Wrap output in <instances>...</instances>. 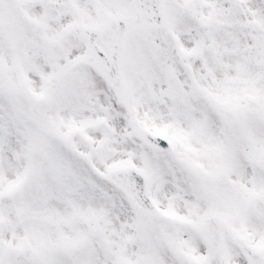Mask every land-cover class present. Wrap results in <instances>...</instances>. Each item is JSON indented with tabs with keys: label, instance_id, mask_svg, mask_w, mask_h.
<instances>
[{
	"label": "snow or ice",
	"instance_id": "snow-or-ice-1",
	"mask_svg": "<svg viewBox=\"0 0 264 264\" xmlns=\"http://www.w3.org/2000/svg\"><path fill=\"white\" fill-rule=\"evenodd\" d=\"M0 264H264V0H0Z\"/></svg>",
	"mask_w": 264,
	"mask_h": 264
}]
</instances>
